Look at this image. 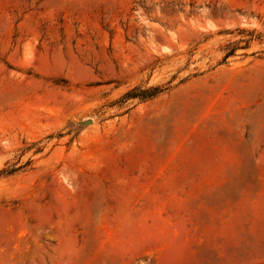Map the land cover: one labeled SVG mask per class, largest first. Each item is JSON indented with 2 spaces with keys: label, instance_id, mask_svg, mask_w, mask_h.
<instances>
[{
  "label": "rangeland",
  "instance_id": "rangeland-1",
  "mask_svg": "<svg viewBox=\"0 0 264 264\" xmlns=\"http://www.w3.org/2000/svg\"><path fill=\"white\" fill-rule=\"evenodd\" d=\"M0 264H264V0H0Z\"/></svg>",
  "mask_w": 264,
  "mask_h": 264
},
{
  "label": "trees",
  "instance_id": "trees-1",
  "mask_svg": "<svg viewBox=\"0 0 264 264\" xmlns=\"http://www.w3.org/2000/svg\"><path fill=\"white\" fill-rule=\"evenodd\" d=\"M159 90L154 91H143V92H130L128 93L124 99H130V98H141L143 100L154 98L157 94H159Z\"/></svg>",
  "mask_w": 264,
  "mask_h": 264
}]
</instances>
